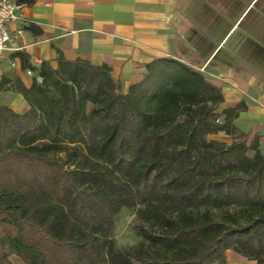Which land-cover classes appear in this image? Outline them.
Wrapping results in <instances>:
<instances>
[{
	"label": "trees",
	"instance_id": "obj_1",
	"mask_svg": "<svg viewBox=\"0 0 264 264\" xmlns=\"http://www.w3.org/2000/svg\"><path fill=\"white\" fill-rule=\"evenodd\" d=\"M59 55L35 69L18 54L43 82L16 81L26 113L0 107V264H264V155L233 123L244 106L218 112L223 91L172 58L123 93L109 66ZM221 132L231 144L209 139ZM125 208L139 241L120 247Z\"/></svg>",
	"mask_w": 264,
	"mask_h": 264
},
{
	"label": "crops",
	"instance_id": "obj_2",
	"mask_svg": "<svg viewBox=\"0 0 264 264\" xmlns=\"http://www.w3.org/2000/svg\"><path fill=\"white\" fill-rule=\"evenodd\" d=\"M203 12L211 13L208 22ZM20 14L22 50L0 56V86L8 81L0 107L29 109L15 83L30 88L37 74L23 70L21 53L35 69H56L59 53L107 65L123 93L144 79L148 64L172 58L223 91L218 112L244 106L233 123L248 143L258 139L264 155V0H34Z\"/></svg>",
	"mask_w": 264,
	"mask_h": 264
},
{
	"label": "rangeland",
	"instance_id": "obj_3",
	"mask_svg": "<svg viewBox=\"0 0 264 264\" xmlns=\"http://www.w3.org/2000/svg\"><path fill=\"white\" fill-rule=\"evenodd\" d=\"M189 3V2H187ZM192 2L190 1V4ZM221 8L224 7V5H219ZM254 10V9H252ZM256 11V9H255ZM203 22H208V19L211 18L209 16L208 12L201 13ZM218 15H224L222 13H217ZM207 20V21H206ZM207 24V23H205ZM40 83V82H39ZM42 83V82H41ZM220 120L223 121V118L221 117ZM210 140H218L221 142H225L227 144H231L232 140L230 137H228L224 132L219 133L217 135H212L209 137ZM136 220V210L125 208L123 209L122 213L119 215L116 227H115V234L114 238L120 247H127V246H134L138 243L139 237L138 234L134 231V225ZM12 258V257H11ZM226 260L227 264H258L256 261H250L247 258L242 257L241 255L233 252V251H227L226 252ZM13 264H24L19 258L13 256L11 259ZM218 264V263H214Z\"/></svg>",
	"mask_w": 264,
	"mask_h": 264
},
{
	"label": "built area",
	"instance_id": "obj_4",
	"mask_svg": "<svg viewBox=\"0 0 264 264\" xmlns=\"http://www.w3.org/2000/svg\"><path fill=\"white\" fill-rule=\"evenodd\" d=\"M23 5L18 4L16 0H0V12L5 13L0 16V56L4 54H15L22 50L17 41L25 32V20L20 14ZM17 26V28H13ZM13 67H16L14 62ZM28 75H34V71L27 69ZM38 82H43L40 76H35ZM218 124L222 125L223 121L218 119Z\"/></svg>",
	"mask_w": 264,
	"mask_h": 264
},
{
	"label": "clouds",
	"instance_id": "obj_5",
	"mask_svg": "<svg viewBox=\"0 0 264 264\" xmlns=\"http://www.w3.org/2000/svg\"><path fill=\"white\" fill-rule=\"evenodd\" d=\"M5 15V13H3V12H0V16H4Z\"/></svg>",
	"mask_w": 264,
	"mask_h": 264
}]
</instances>
